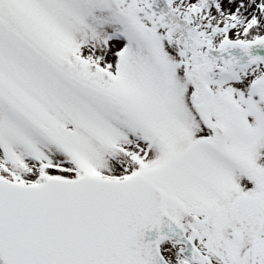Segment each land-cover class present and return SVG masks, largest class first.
<instances>
[{"label": "snow or ice", "instance_id": "1", "mask_svg": "<svg viewBox=\"0 0 264 264\" xmlns=\"http://www.w3.org/2000/svg\"><path fill=\"white\" fill-rule=\"evenodd\" d=\"M0 264H264V0H0Z\"/></svg>", "mask_w": 264, "mask_h": 264}]
</instances>
